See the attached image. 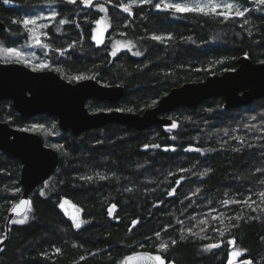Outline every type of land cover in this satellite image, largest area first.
Instances as JSON below:
<instances>
[{"label":"trees","instance_id":"16d2710c","mask_svg":"<svg viewBox=\"0 0 264 264\" xmlns=\"http://www.w3.org/2000/svg\"><path fill=\"white\" fill-rule=\"evenodd\" d=\"M159 1L93 2L104 5L109 19L103 41L96 43L93 25L101 12L93 3L0 0L5 24L0 43L14 46L27 37L14 20L44 18L47 35L35 51L52 60L63 77L87 74L124 87L115 101L88 99L89 111L141 112L173 86L234 68L241 54L264 61V10L252 0H238L249 11L229 20L158 10L154 5ZM121 4L131 5L132 14ZM53 12L56 17L50 19ZM61 19L67 23L61 25ZM153 35L165 39L153 40ZM116 40L130 47L112 55ZM223 103L220 96L209 97L164 114L176 128L171 123L137 130L109 122L73 134L60 129L53 116L22 117L1 99L0 119L10 125L54 123L56 138L41 135L45 144H55L58 161L50 177L30 193L25 223L12 218L6 224L8 209L21 192L20 162L0 150V264H121L137 251L161 254L168 264H226L230 239L243 251L241 259L264 264V212H253L245 203L264 208L259 196L264 192V97L230 108ZM246 114L255 119L247 121ZM88 176L93 179H81ZM63 200L77 208L83 220L79 228ZM204 218L208 221L201 224ZM162 242L169 248L158 253ZM208 245L218 247L206 251Z\"/></svg>","mask_w":264,"mask_h":264},{"label":"water","instance_id":"95a60500","mask_svg":"<svg viewBox=\"0 0 264 264\" xmlns=\"http://www.w3.org/2000/svg\"><path fill=\"white\" fill-rule=\"evenodd\" d=\"M4 27L0 20V30ZM236 63L232 69L173 86L155 104L141 112H133L116 109L89 111L85 105L90 98L108 101L121 98L124 87L120 84H103L94 77L69 81L51 69L36 70L20 62L0 61V99H10L14 109L25 117L42 112L51 114L56 117L60 129H69L73 134L102 127L109 122L142 130L154 124L170 125L172 118L164 114L179 106L195 107L209 97H222L225 108L264 97V61L255 62L241 54ZM0 150L21 162V192L8 209L7 224L27 211L30 193L50 177L58 161V152L45 145L38 133L16 128L1 120ZM75 214L72 211V215ZM143 253L153 255L147 251L132 253L123 258L121 264H155V261L141 255ZM129 257L131 259H126Z\"/></svg>","mask_w":264,"mask_h":264},{"label":"snow or ice","instance_id":"6c2138e0","mask_svg":"<svg viewBox=\"0 0 264 264\" xmlns=\"http://www.w3.org/2000/svg\"><path fill=\"white\" fill-rule=\"evenodd\" d=\"M10 0H4V3H9ZM68 3H76V0H67ZM138 2L140 4H151L152 0H138ZM252 2L255 5L258 6H262L261 10H264V0H252ZM80 3L84 4L85 6H89L93 3V0H80ZM99 9L100 12H107V9L104 7L103 4H97L96 5ZM120 7L122 8V10L126 13H128L129 15H131V5H125V4H121ZM154 7L158 10H162V11H167V10H172L175 13L178 14H182V13H189V12H195V13H200L203 14L205 16H209V15H216V16H222L224 18V20H229L233 17H244L245 13L249 11V9L247 7H241V5L238 3V0H184V2H168V0H160L159 3H156L154 5ZM56 17V13L53 12L51 17H49L50 19H54ZM42 17H40L39 15L35 16V17H25L20 21H13V23H21L23 25V27L25 28V30L29 33V38L30 40H32L36 45H41L42 43V37H46V33H43L41 30L44 28H47L48 25L44 24V23H39L38 21L41 20ZM107 17L104 18V20H106ZM103 21L98 20L96 21L97 24L102 23ZM59 23L61 25L67 23V21L61 19L59 21ZM244 23L247 24L248 20L245 19ZM31 26V27H29ZM121 35H124V33H121ZM167 39L171 40L172 37L169 35L168 37H166ZM94 40H97V37L94 35L93 36ZM151 39L153 40H157V41H161L163 39H165V37H161L158 35H153L151 37ZM100 41L97 40V43H99ZM119 43V42H117ZM44 47H48V45H43ZM123 47L125 48H129V44L125 43L123 45ZM0 53L4 54L6 57V61L7 59H10L12 56H15L17 59H19L22 56V53L15 47H4L2 44H0ZM112 55H115V51L111 53ZM135 55L139 56L141 55L140 52H135ZM26 63V62H25ZM43 67H47V65H42ZM92 77H85L83 75L81 76H77L74 77V79L77 80H81V79H91ZM116 111H122V109H116ZM128 111H131L130 109ZM252 119H255V117H252ZM42 125H33L32 128L33 129H37V128H42ZM177 124L176 123H172L171 124V128H176ZM145 147H148L147 145ZM167 150V149H166ZM181 171H185L184 169H181ZM206 171H210V170H206ZM259 171V170H258ZM205 173H201V175H204ZM98 175V178L101 180L107 179L106 176L103 175ZM81 179H86V180H92L93 178L91 176L88 177H81ZM261 183H264V181H262ZM177 184H179V181H177ZM175 190H173V193L170 194H174ZM259 196L261 197V204H264V192H260ZM27 203V202H25ZM225 204L228 203H239V201H224ZM245 203L248 204V207L252 209L253 212L257 211V209L259 208V210L261 212H264V208H260L259 205H257L256 207H253L252 205L255 204V201H252L251 203H248V201H245ZM113 208H115V205L112 206ZM26 219V218H25ZM14 223H19V224H23L25 223V220H16L13 221ZM222 222V221H221ZM201 224L205 223V221H200ZM133 225L137 224L136 220L132 221ZM75 227L79 228L80 224H76ZM131 231V229H130ZM188 231H191L190 229ZM157 237H159L160 233L157 232L155 234ZM221 235H223V233H221ZM181 239H183V237H181ZM2 242V241H0ZM177 243L176 240H172L171 241V245L174 246ZM230 244L234 243V240H230L229 241ZM218 247V245H208L206 246L205 250H209L211 248H215ZM169 248V244L167 243H160L157 246V252L158 253H163L165 251H167ZM57 251H59V249H57ZM144 257H146L147 259L153 260L155 261V264H166L165 258L161 255V254H157V255H151L149 253H143L141 254ZM242 256V252L240 250H236L232 253H230V258L228 260V264H233V259L235 257H240ZM83 259V257H82ZM126 259H131V257L126 258ZM244 264H251V261L249 260H245Z\"/></svg>","mask_w":264,"mask_h":264},{"label":"rangeland","instance_id":"374dc122","mask_svg":"<svg viewBox=\"0 0 264 264\" xmlns=\"http://www.w3.org/2000/svg\"><path fill=\"white\" fill-rule=\"evenodd\" d=\"M95 1H99V0H93V2H95ZM159 2H157V3H159ZM168 2H184V0H168ZM97 4L98 3H93V5L95 6V8H98L96 6ZM46 17H47V15H46ZM105 17H107L106 20H104ZM43 19L44 18H42L41 20H39L38 21V24L39 23H44L45 24V21ZM98 20H101L103 22L100 23V24H97L96 21H98ZM108 26H109L108 16H107V14L105 12H101L100 16L95 20V23L93 25V35H92V37L95 35L97 37V40H99L100 42H102L103 39H104L105 32H106ZM29 27H31V26H29ZM41 31H43V30H41ZM97 40H94V41L97 43ZM117 42H119V43H117ZM125 43H127V42H125L123 40H116V41H114L111 44L110 51L111 52H114V51L117 52L118 50L124 49L125 47H123V45ZM0 44H2V43H0ZM36 46L37 45L32 40H30L29 33H28L27 34V37L20 44H17V45H14V46H9V47H15V48H17L22 53V56L19 59H17L15 56H12L10 59H7V61H17V62H21V63H24V64L28 65L29 67L35 68V69L51 68V69H54L57 72H59L61 75H63L62 72L58 70V67H56V64L52 60H49V59H47L45 57H42V56H39L36 53V51H35V47ZM4 47H7V46H4ZM0 61L7 62L5 55L2 54V53H0ZM45 64L47 65V67H43L42 66V65H45ZM78 76H81V75H78ZM83 76H85V77H93V75H87V74L86 75L84 74ZM75 77H77V76H75ZM66 79L69 80V81H75V80H77V79H74V77L73 78H67L66 77ZM246 115L248 117V119H246L247 121L249 120V118L251 119L253 117V115H251V114H246ZM244 123H245V121H244ZM33 125H42L43 127L42 128L33 129L32 128ZM27 128H29V129H31L33 131H38L44 137L51 136V137H55L56 138V135H57L56 134L57 131H56V128H55L54 123L48 122V120L45 123H34L33 122L31 124V126L30 127H27ZM52 146L55 147V144H53ZM63 207H64V210H65V212L67 214H70V212L73 211V210L74 211H77V208H75L70 202H68L66 200H63ZM26 214H27V212L25 214L19 216V217H15L13 219V221L22 220V219L24 220V218L26 217ZM74 218H75V220H74L75 221L74 222L75 224H82L83 223V220L81 218H79V216L77 215V213L75 214ZM202 220L205 221V222L208 221L207 218H204ZM2 239L3 238H0V241ZM230 240H232V239H230ZM229 241H228V243H229ZM236 250H240L243 253V251L240 248H238L234 243L233 244H230L229 243V254H228V259H227L226 264H228V260L230 258V253H232V252H234ZM137 252H140V251H137ZM154 255H157V254H154ZM244 261H245V259H241V256L240 257H235L233 259V264H241V263H244ZM166 264H168V263H166Z\"/></svg>","mask_w":264,"mask_h":264},{"label":"flooded vegetation","instance_id":"af4514ba","mask_svg":"<svg viewBox=\"0 0 264 264\" xmlns=\"http://www.w3.org/2000/svg\"><path fill=\"white\" fill-rule=\"evenodd\" d=\"M2 62H4V61H2ZM7 62H17V61H7ZM21 63V62H20ZM22 64H24V63H22ZM24 65H26V64H24ZM26 66H28V65H26ZM29 67V66H28ZM31 68V67H30ZM32 69H35V68H32ZM44 70H46V69H51V68H43ZM43 69H36V70H43ZM51 70H54V69H51ZM54 71H56V70H54ZM57 72V71H56ZM60 76H62L59 72H57ZM63 77V76H62ZM65 78V77H64ZM2 99H6V98H2ZM1 100V99H0ZM7 100H9L10 101V103H11V105H12V101L10 100V99H7ZM12 107H13V105H12ZM13 109H14V107H13ZM14 111L18 114V115H20L15 109H14ZM42 113H45V112H42ZM38 114H41V113H38ZM46 114H48V113H46ZM35 115H37V114H35ZM35 115H32V116H35ZM48 115H50V116H53V115H51V114H48ZM20 116H22V115H20ZM32 116H28L27 118H29V117H32ZM22 117H25V116H22ZM53 117H55V116H53ZM55 119H56V117H55ZM1 120V119H0ZM1 121H6V120H1ZM8 122V121H7ZM56 123H57V119H56ZM13 126V125H12ZM57 126H58V123H57ZM14 127H16V128H19V129H26V130H29V131H33V130H31V129H29V128H27V127H17V126H14ZM59 127V126H58ZM60 128V127H59ZM33 132H36V133H38L41 137H42V135H41V133H39L38 131H33ZM42 140H43V138H42ZM43 143H44V141H43ZM45 144V143H44ZM45 145H47V144H45ZM52 147V146H51ZM11 155V154H10ZM12 156V155H11ZM14 157V156H13ZM16 158V157H15ZM16 159H18V158H16ZM19 160V159H18ZM19 162H20V160H19ZM20 167H21V162H20ZM19 173H20V169H19ZM18 180H19V178H18ZM20 195V194H19ZM19 197V196H18ZM17 200V199H16ZM15 200V201H16ZM19 217V216H18ZM15 218V217H14Z\"/></svg>","mask_w":264,"mask_h":264},{"label":"bare ground","instance_id":"6f19581e","mask_svg":"<svg viewBox=\"0 0 264 264\" xmlns=\"http://www.w3.org/2000/svg\"><path fill=\"white\" fill-rule=\"evenodd\" d=\"M11 205H12V204H11ZM11 205H10V206H11ZM9 208H10V207H9Z\"/></svg>","mask_w":264,"mask_h":264}]
</instances>
